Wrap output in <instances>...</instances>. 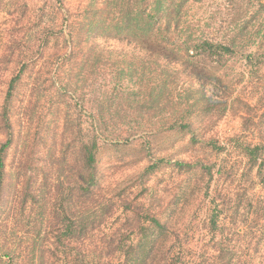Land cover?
Returning a JSON list of instances; mask_svg holds the SVG:
<instances>
[{"label":"trees","instance_id":"obj_1","mask_svg":"<svg viewBox=\"0 0 264 264\" xmlns=\"http://www.w3.org/2000/svg\"><path fill=\"white\" fill-rule=\"evenodd\" d=\"M41 1L50 6L37 7L39 44L25 34V58L6 83L0 107V134H6L0 142V198L15 91L34 69L49 74L57 64L68 78L84 83L96 122L82 135L76 124L77 136L61 153L70 186L54 217L60 225L56 240L71 247L65 256L79 249L84 264H264V0H215V10L202 19L188 13L205 0ZM23 3L25 17L30 0ZM107 42L130 46L131 52ZM14 52L12 46L5 51ZM236 57L241 64L233 68L229 63ZM163 112L164 131L188 133L191 147L221 158L159 157L122 193L113 194L112 183L104 192L103 145L132 144L141 135L130 128L116 132L115 121ZM226 118L238 120L241 130L220 138ZM197 119L199 129L193 125ZM164 161L185 183L190 175L199 177L188 188L195 199L180 224L143 200Z\"/></svg>","mask_w":264,"mask_h":264},{"label":"rangeland","instance_id":"obj_2","mask_svg":"<svg viewBox=\"0 0 264 264\" xmlns=\"http://www.w3.org/2000/svg\"><path fill=\"white\" fill-rule=\"evenodd\" d=\"M23 1L0 0V107L6 83L25 58L22 46L25 34L31 43L39 44L34 35L39 13L37 7L50 6L49 2L30 0L28 14L24 17L26 8ZM216 4L215 0L192 4L188 15L202 19L215 10ZM29 12L32 14L30 18ZM106 44L118 51L131 52L130 46L125 44ZM11 46L15 47V52L8 56L5 51ZM32 50L35 51L36 46ZM53 50L56 49L50 52ZM239 60L240 57H236L229 64L233 68L239 67ZM55 68H58L57 64L49 70V74L41 73L40 68L28 73V79L17 88L10 104L12 141L6 151V181L0 198V264H73V258H78L77 264H84L79 249H76L78 254L70 250L71 256H65L64 252L71 247L65 248L56 240L60 225L54 212L59 208V198L70 186L65 180L61 153L69 139L77 136L79 129L76 124L80 123L79 133L82 135L90 129L91 122H96L89 116L85 89L81 87L84 83L78 82L77 78H68L65 71ZM227 71L231 72L229 67ZM37 81L39 85H33ZM138 116L116 120L115 123L119 124L115 131L126 132L130 128V132L136 130L141 137L132 144L103 145L99 169L102 180L106 176L102 182L104 192L112 183V193H122L132 182L139 181L136 174L142 167L159 157L173 161L193 155L194 160L198 158L208 162L221 158L199 146L191 147L188 133L178 135L164 131V112L154 118ZM145 120L152 121L145 124ZM193 125L199 129L200 119L195 120ZM155 126V131L162 132L153 131ZM238 130H241L239 121L231 122L226 118L220 124L218 134L223 138V134ZM5 140L6 134H0V142ZM172 141L174 144L170 145ZM140 157L144 159L139 164L130 166ZM160 165L143 200L162 210L167 220L179 221L180 224L195 199L188 188L191 184L195 185L199 177L190 175L185 183L183 176L165 166V161ZM107 174H111L110 179ZM169 215H172L171 219Z\"/></svg>","mask_w":264,"mask_h":264}]
</instances>
